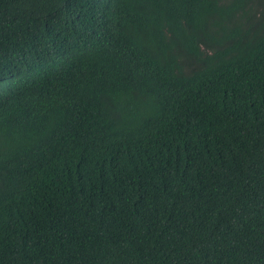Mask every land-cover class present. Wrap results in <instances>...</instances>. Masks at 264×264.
Segmentation results:
<instances>
[{"label":"trees","instance_id":"obj_1","mask_svg":"<svg viewBox=\"0 0 264 264\" xmlns=\"http://www.w3.org/2000/svg\"><path fill=\"white\" fill-rule=\"evenodd\" d=\"M0 264H264V0H0Z\"/></svg>","mask_w":264,"mask_h":264}]
</instances>
